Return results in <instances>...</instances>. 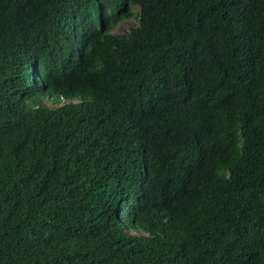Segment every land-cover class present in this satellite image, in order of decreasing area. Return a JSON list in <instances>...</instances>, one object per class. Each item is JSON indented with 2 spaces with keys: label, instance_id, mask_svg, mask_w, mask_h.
<instances>
[{
  "label": "trees",
  "instance_id": "trees-1",
  "mask_svg": "<svg viewBox=\"0 0 264 264\" xmlns=\"http://www.w3.org/2000/svg\"><path fill=\"white\" fill-rule=\"evenodd\" d=\"M0 264H264V0H0Z\"/></svg>",
  "mask_w": 264,
  "mask_h": 264
},
{
  "label": "rangeland",
  "instance_id": "rangeland-1",
  "mask_svg": "<svg viewBox=\"0 0 264 264\" xmlns=\"http://www.w3.org/2000/svg\"><path fill=\"white\" fill-rule=\"evenodd\" d=\"M132 20H135L134 18H131ZM128 28V21L119 22L116 25V28L114 29L117 32H122L124 29Z\"/></svg>",
  "mask_w": 264,
  "mask_h": 264
},
{
  "label": "clouds",
  "instance_id": "clouds-1",
  "mask_svg": "<svg viewBox=\"0 0 264 264\" xmlns=\"http://www.w3.org/2000/svg\"><path fill=\"white\" fill-rule=\"evenodd\" d=\"M60 100H61V103H62V102H64L66 100V98H64L63 96H60Z\"/></svg>",
  "mask_w": 264,
  "mask_h": 264
}]
</instances>
